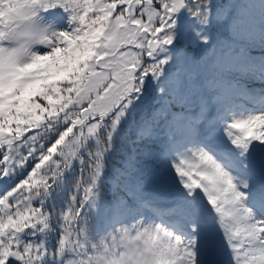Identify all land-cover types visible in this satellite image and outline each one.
Segmentation results:
<instances>
[{"label": "snow or ice", "instance_id": "snow-or-ice-1", "mask_svg": "<svg viewBox=\"0 0 264 264\" xmlns=\"http://www.w3.org/2000/svg\"><path fill=\"white\" fill-rule=\"evenodd\" d=\"M254 9L0 0V264H264Z\"/></svg>", "mask_w": 264, "mask_h": 264}, {"label": "rangeland", "instance_id": "rangeland-1", "mask_svg": "<svg viewBox=\"0 0 264 264\" xmlns=\"http://www.w3.org/2000/svg\"><path fill=\"white\" fill-rule=\"evenodd\" d=\"M209 2V0H206ZM211 3V12L210 18L212 20L211 25L207 28V34L209 35L210 42L205 47L196 48L192 55L194 57H207L211 54L213 50L219 52L224 48L228 47L233 43V37L231 32L228 28V23L223 22L225 16L228 14L229 11H235L237 5L240 4H252L255 5L254 13L259 18V6L264 3V0H210ZM258 54V53H254ZM264 87V83L259 81H249L248 82V89L251 94H261V88ZM148 103L151 105V100L149 99ZM253 104L248 102L245 99H241L237 101V108L236 112L239 114L240 112H247L249 110L256 111L258 114V110H255ZM259 106L258 108H260ZM253 108V109H251ZM218 147H223L222 144H218ZM118 149L120 147V141L117 140ZM115 160V157H114ZM222 259H226V257H222Z\"/></svg>", "mask_w": 264, "mask_h": 264}, {"label": "trees", "instance_id": "trees-1", "mask_svg": "<svg viewBox=\"0 0 264 264\" xmlns=\"http://www.w3.org/2000/svg\"><path fill=\"white\" fill-rule=\"evenodd\" d=\"M202 2H205L206 3V0H202ZM119 141V140H118ZM116 146H117V144H116Z\"/></svg>", "mask_w": 264, "mask_h": 264}]
</instances>
